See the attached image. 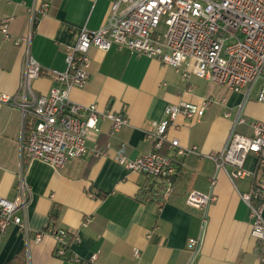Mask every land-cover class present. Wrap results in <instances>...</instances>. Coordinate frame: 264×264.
I'll return each mask as SVG.
<instances>
[{
  "label": "crops",
  "instance_id": "1",
  "mask_svg": "<svg viewBox=\"0 0 264 264\" xmlns=\"http://www.w3.org/2000/svg\"><path fill=\"white\" fill-rule=\"evenodd\" d=\"M44 4L48 6L43 13L39 9ZM111 4V0H0V24L6 21L9 34L0 28V93L14 94L21 84L25 56L16 39L32 33L30 53L43 67L32 87L36 94H46L59 85L53 73L66 69L68 49L77 43L81 29L104 26ZM90 56L89 80L72 89V101L123 113L128 123L112 133L111 121L100 119L91 130L89 150L105 155L89 154L60 168L39 159L26 162L30 193L21 214L30 227L29 240L15 225L8 226L0 236V264H9L24 248L27 264H78L70 257L84 261L93 254L95 264H259V242L251 235L250 210L240 194L255 185L264 189V167L250 155L245 166L254 176L233 182L205 156L226 146L239 118L244 122L237 129L244 134L251 133L252 122L264 121L258 86L236 92L195 75L186 78L155 57L117 46L93 47ZM205 100L211 103L201 118L180 115L168 129L171 139L185 147L196 145L201 154L180 157L166 146L178 173L170 199L163 201L159 181L128 171L115 156L134 159L150 151L153 143L146 132L164 117L167 105ZM23 123L20 107L0 102V197L10 200L18 196ZM29 125L28 117L26 135ZM213 176L216 183L211 186ZM191 190L212 192L216 200L206 211L189 207L186 198ZM49 226L68 230L66 257L55 255L52 235L35 240L36 233ZM75 233L79 240H74ZM190 238L201 239L195 252L187 246Z\"/></svg>",
  "mask_w": 264,
  "mask_h": 264
},
{
  "label": "built area",
  "instance_id": "2",
  "mask_svg": "<svg viewBox=\"0 0 264 264\" xmlns=\"http://www.w3.org/2000/svg\"><path fill=\"white\" fill-rule=\"evenodd\" d=\"M111 14L107 23L98 30L81 29L77 43L68 49L66 69L54 72L58 86L46 94L38 95L33 82L43 73L42 65L30 53L32 33L18 38L15 44L24 50L25 62L19 90L14 94L0 93V102L21 108L24 123L21 163L18 172V196L14 200L0 197V236L10 225H15L28 241L30 227L23 213L29 201L30 187L26 181V162L32 159L45 161L55 167H63L72 159L89 154L105 155L102 150H89L88 132L96 128L100 119H109L112 133L128 123L123 113L101 111L97 105H82L72 101L74 87H84L90 77L91 48L108 50L113 46L130 49L137 54L155 57L188 78L195 75L210 82L239 92L245 87L258 86L257 100L264 103V0H111ZM42 5L40 12L47 10ZM164 23L165 30L161 29ZM35 24L32 20V27ZM8 37L6 21L0 24ZM211 100L201 104L181 101L169 104L164 117L154 122V129L146 132L152 140V149L129 159L117 154L115 160L128 171L144 173L150 178L163 179V201L171 197L177 175L173 157L163 152L167 146L176 155L185 157L201 154L196 145L182 146L177 138H170L169 127L178 116L201 118ZM226 115H229L227 113ZM31 118V127L25 134L24 125ZM239 118L231 131L226 146L221 151H211L206 158L215 162L217 170H224L231 181L252 177L254 172L245 163L254 155L264 167V121L251 123V133L238 131ZM228 166L231 168L229 169ZM216 176L211 178L215 185ZM248 205L252 219L251 235L259 242L258 262L264 264V189L255 185L240 194ZM216 200L212 192L191 190L186 205L202 211ZM90 221V219H88ZM206 222V218L204 219ZM50 234L56 241L55 255L66 257L70 234L62 227L49 226L35 235L41 241ZM74 240H79L77 233ZM201 239L190 238L188 248L198 250ZM135 257L140 250H134ZM78 264H95L97 254L82 260L74 256Z\"/></svg>",
  "mask_w": 264,
  "mask_h": 264
},
{
  "label": "trees",
  "instance_id": "3",
  "mask_svg": "<svg viewBox=\"0 0 264 264\" xmlns=\"http://www.w3.org/2000/svg\"><path fill=\"white\" fill-rule=\"evenodd\" d=\"M31 127H27L28 129ZM28 134V133H27ZM163 152L166 153V146L163 148ZM176 176L173 178L175 180ZM159 181V187L160 190L162 191V196H163V190H164V184L165 181L163 179H156ZM9 264H27V251L26 248H24L19 255H17Z\"/></svg>",
  "mask_w": 264,
  "mask_h": 264
},
{
  "label": "rangeland",
  "instance_id": "4",
  "mask_svg": "<svg viewBox=\"0 0 264 264\" xmlns=\"http://www.w3.org/2000/svg\"><path fill=\"white\" fill-rule=\"evenodd\" d=\"M160 28L165 30L164 23L161 24ZM90 132H91V130L88 132V135L90 134Z\"/></svg>",
  "mask_w": 264,
  "mask_h": 264
}]
</instances>
